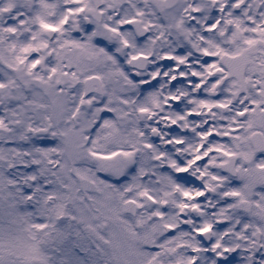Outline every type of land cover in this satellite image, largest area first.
I'll list each match as a JSON object with an SVG mask.
<instances>
[{"label": "snow or ice", "instance_id": "obj_1", "mask_svg": "<svg viewBox=\"0 0 264 264\" xmlns=\"http://www.w3.org/2000/svg\"><path fill=\"white\" fill-rule=\"evenodd\" d=\"M0 264H264V0H0Z\"/></svg>", "mask_w": 264, "mask_h": 264}]
</instances>
